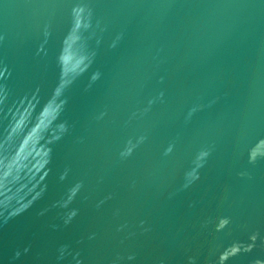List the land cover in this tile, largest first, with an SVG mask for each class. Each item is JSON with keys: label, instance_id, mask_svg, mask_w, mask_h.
I'll return each mask as SVG.
<instances>
[{"label": "water", "instance_id": "95a60500", "mask_svg": "<svg viewBox=\"0 0 264 264\" xmlns=\"http://www.w3.org/2000/svg\"><path fill=\"white\" fill-rule=\"evenodd\" d=\"M0 264H264V0H0Z\"/></svg>", "mask_w": 264, "mask_h": 264}]
</instances>
